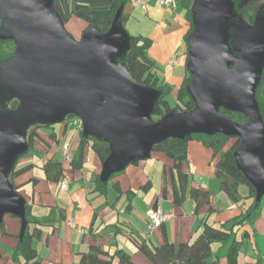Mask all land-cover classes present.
<instances>
[{
    "label": "water",
    "instance_id": "1",
    "mask_svg": "<svg viewBox=\"0 0 264 264\" xmlns=\"http://www.w3.org/2000/svg\"><path fill=\"white\" fill-rule=\"evenodd\" d=\"M198 1L202 3L193 4L195 29L189 39L193 112L173 110L158 122L151 120L156 92L135 83L124 68L109 64L127 48L118 13L107 33L88 29L77 41L64 30L53 0H0V38L16 44L13 57L1 64L5 63L7 82L20 102L35 108L41 117L60 121L72 114L81 119L84 131L107 130L109 136L103 142L109 145L110 155L102 164L101 181L134 160L149 157L150 148L168 137L221 133L240 138L234 157L260 200L264 196V128L254 90L264 65V13L260 11L253 26L242 31L241 59L229 68L222 24L231 3ZM196 33L199 39L194 38ZM220 107L243 112L245 120L239 123L222 116ZM248 109L253 113L248 115ZM111 112L114 115L109 118ZM23 128L0 114V221L5 214L20 217L22 231L24 203L11 191L6 177L25 148Z\"/></svg>",
    "mask_w": 264,
    "mask_h": 264
},
{
    "label": "crops",
    "instance_id": "2",
    "mask_svg": "<svg viewBox=\"0 0 264 264\" xmlns=\"http://www.w3.org/2000/svg\"><path fill=\"white\" fill-rule=\"evenodd\" d=\"M130 3L125 30L129 35L152 38L153 43L147 55L159 66V77L176 86L185 74L182 35L186 23L183 12L177 6L173 9L164 8L156 0H151L145 9ZM172 56L176 58V65L166 69L165 64ZM62 126L59 124L52 131L55 135L48 151L36 146L31 156L19 160L15 165L16 169L30 166L29 171L19 175L15 182L22 183L29 177L37 180L35 185L29 182L21 189L29 197L28 229L32 232L36 227L40 232L39 237L31 243L37 253V264H79L80 256L86 254L91 245L98 246L110 255L120 249L130 254L135 264H150L148 258L140 253V244L152 248L164 240L174 244L192 241L201 232L203 223L213 227L227 223L225 227L231 228L235 239L241 241L237 264H264V211L263 216L258 218L264 209V201L257 212L254 228L247 222L238 225L253 199L247 198L248 189L244 185L238 186L241 200L236 204L229 202L219 192V182L214 175L215 159L210 150L196 141L188 143L182 171L188 175L189 183L185 200L180 206L172 202L171 185L166 188L164 196L161 194L162 170L166 163L162 153H157L152 159L145 158L128 164L121 171L113 173L108 179L107 195L102 196L93 189V182L101 170L90 149H87L85 160L77 172L72 171L68 162L64 161L61 152L63 145L58 147V143L64 140L69 129L67 123L64 130ZM75 139L70 143L67 141L70 154ZM57 155L61 158H57ZM49 159L61 161L65 169L63 177L57 182L45 179L43 165ZM148 184L149 189L142 191L141 188ZM62 185L66 187L62 188ZM190 186L209 192V210L204 206L195 212L194 202L188 195ZM155 202L156 208L164 214L170 213L171 217L147 233L148 213ZM68 221L73 222L75 227H68ZM21 233L20 217L2 216L0 264H32L26 263L19 252L15 253ZM229 246L230 240L211 244L212 254L217 257L218 264H226ZM101 258L108 260L106 256Z\"/></svg>",
    "mask_w": 264,
    "mask_h": 264
},
{
    "label": "trees",
    "instance_id": "3",
    "mask_svg": "<svg viewBox=\"0 0 264 264\" xmlns=\"http://www.w3.org/2000/svg\"><path fill=\"white\" fill-rule=\"evenodd\" d=\"M194 1L195 0H175L176 6L183 12L186 29L182 35V40L185 44V52L183 54L185 57V74L174 89V107H170L166 99V96L171 93L172 87L174 86L168 84L163 78L159 77V66L147 55V51L153 43L152 38L141 35H129L125 30V24L128 21L129 10L131 8V0H53L52 5L63 23V28L64 24L72 17L83 20L85 28L80 39L88 29L95 31L100 35L107 33L112 26L115 15L117 13L119 14L120 25L127 34L128 39L126 50L114 58V64L124 68L135 83L156 92L157 96L150 116L151 120L155 123L173 110H178L180 112H193L196 109L195 100L189 92V85L192 82V74L188 67L189 39L195 29L192 17ZM204 1L209 2L210 0ZM228 1L231 3L232 10L239 19H242L241 16L245 17V8L252 14L248 17V23H246L248 26L247 28H251L261 11L260 7L254 5L255 0ZM1 25L2 22L0 16V28ZM15 48L16 44L13 40L0 38V64L13 57ZM229 68H231V66ZM254 103L256 105L257 115L264 128V65L261 69L259 80L254 90ZM218 113L239 123H242L245 120L243 112H232L220 107ZM72 117L73 115L69 114L60 123L63 125V130L66 127V122ZM45 128H47V126ZM53 139L54 133L52 130L43 134L40 132L39 126H34L28 134L24 133L25 148L15 159L14 165L10 168L6 177L11 191L23 200L25 207V224L22 234L16 243L15 253L19 252L25 259L26 263L32 262V264H37V253L35 249L32 248L31 243L33 239L39 237L40 232L36 227L32 232L28 229L29 222L27 216L29 211V197L26 196L21 189L29 182H32V184L35 185L37 180L33 177H29L22 183L15 182V179L20 177L19 175L27 173L30 169V166L16 169L15 165L21 157L31 154L36 146L48 151L51 146L50 142L53 141ZM190 141H196L204 148L210 150L212 158L215 159L214 175L219 182L218 190L227 197L229 202L236 204L241 200L238 194L239 185L247 187V198L253 199V203L243 212V217L237 224L241 225L247 222L251 225L257 218V212L262 205L264 196L260 200L256 199L255 187L249 182L243 171L237 166L234 153L240 142L238 136H225L221 133H214L212 135L202 133L187 134L182 138L168 137L153 145L150 148L149 157H153L157 153H162L166 160L162 170V196L165 195L166 188L171 185L173 204L180 206L184 202L189 178L186 172L182 171V166L186 161L187 146ZM87 149H90L94 153L100 164V170H102V164L110 155L109 145L103 141H90L87 136H84L81 131H78L70 161L67 163L72 171L77 172L81 169ZM144 159L145 158L136 159L132 163ZM125 167L126 166H124L123 169ZM64 170L61 161L49 159L43 165L45 179L48 182L59 181L63 177ZM100 174L101 171L98 174L99 176L95 178L93 182V189L102 196H106L108 180L101 181ZM141 189L142 191H147L149 189V184ZM188 195L194 202L195 212H198L199 209L204 206H207V210L210 209V195L207 190L190 186ZM155 209L156 202L152 205V210ZM226 224H222V226L219 227H213L203 223L201 232L192 241H184L174 244L164 240L159 246H154L152 248L140 244L139 251L142 255L148 258L150 264H218L217 257L212 254L211 244L214 242L223 243L230 240V246L225 256L226 264H237V255L241 246V241L235 239L231 228L227 229L225 227ZM245 236H247V233L244 237ZM103 256L108 257V260L102 259L101 257ZM114 259L115 264H135L132 261L131 255L123 250L118 249L110 255L95 245H91L88 252L80 256L79 264H113Z\"/></svg>",
    "mask_w": 264,
    "mask_h": 264
},
{
    "label": "rangeland",
    "instance_id": "4",
    "mask_svg": "<svg viewBox=\"0 0 264 264\" xmlns=\"http://www.w3.org/2000/svg\"><path fill=\"white\" fill-rule=\"evenodd\" d=\"M194 3H195L194 4L195 7H198L199 4L202 2L197 0V1H194ZM254 5L260 7L261 14L264 13V0H255ZM250 15L252 14L248 12L247 9L245 8V17L241 16L242 19H239L233 12L232 8H230V10L227 13L226 19L222 24V30L224 33V46H225L226 53H227L226 60L229 66L233 67L237 65V63H239L241 59L242 46L240 44V37H241L242 31L247 30L248 26L246 23H248V17ZM262 26L264 27V22L262 23ZM64 28L73 37V39L78 40L80 39L81 34L85 28V23L83 22V20L79 18L72 17L64 24ZM194 36H195L194 37L195 39H199L200 37L199 34L197 33ZM109 64L114 69L118 68L113 63V61H110ZM4 66H5V63L0 65V114L5 115V116H10L15 121L16 128H20L21 126L24 125L23 129L25 128L26 129L23 131V134L24 133L28 134L34 126H39L40 132L43 134L48 133L49 130H52V131L55 130L59 126L60 122L63 121V117L60 119V121L58 120L59 122L52 120L48 117L47 118L41 117L35 108H31V107H27L23 105L18 99L16 93L9 87V84L7 82V75L3 69ZM177 70H180V69L177 68ZM173 84H171L172 86H174L172 87L171 93L168 96H166V99L170 107H174V103H175V96H174L175 90L174 89L176 86ZM252 111L253 109L246 110L248 115L253 113ZM113 115L114 114L112 112L109 113V118H111V116ZM76 118L78 117L76 116ZM66 123L69 129V132L65 133L64 140L61 139L59 141L58 147L61 145L63 146L68 145L67 141L70 143L72 139L76 137V134L78 131H81L85 136H87V138L90 141L92 140L104 141L103 140L104 136L106 137L109 136L106 129L99 130V129L89 128V129H85L86 131H84V129L82 128V122H81L80 128H77L75 126H70L69 122H66ZM46 126L47 128H45ZM68 146H70V144ZM28 156H31V155L27 154L21 157L20 160ZM58 157L61 158L60 155H57V158ZM193 157H196V155H193ZM147 158H150V157H147ZM152 158L153 157H151V159ZM263 201H264V198H263ZM263 211L264 209L261 210V213L258 216V218L260 216H263ZM256 221L257 220H255L252 223V227L255 225Z\"/></svg>",
    "mask_w": 264,
    "mask_h": 264
},
{
    "label": "built area",
    "instance_id": "5",
    "mask_svg": "<svg viewBox=\"0 0 264 264\" xmlns=\"http://www.w3.org/2000/svg\"><path fill=\"white\" fill-rule=\"evenodd\" d=\"M151 0H131L133 6H137L141 9H145L146 5L150 2ZM156 2L164 7V8H170L173 9L176 7V2L175 0H156ZM176 65V58L174 56L170 57L165 66L166 69H172ZM70 126H75L77 128H80L81 126V119L76 118V116H73L70 120H68ZM62 152V157L64 161H70L71 154L69 152L68 146H63L61 148ZM62 188H65V185L61 186ZM171 217V214L169 213H162L158 208L155 210H150L148 213V222L146 223V228H147V233H150L154 231L157 227H159L164 221L169 219ZM67 226L74 228L75 224L71 221L67 222ZM81 232V231H80Z\"/></svg>",
    "mask_w": 264,
    "mask_h": 264
}]
</instances>
